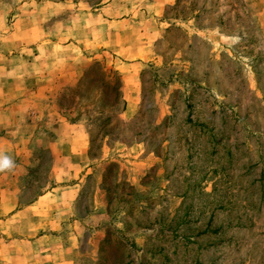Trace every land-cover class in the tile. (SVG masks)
Returning a JSON list of instances; mask_svg holds the SVG:
<instances>
[{"label":"rangeland","instance_id":"rangeland-1","mask_svg":"<svg viewBox=\"0 0 264 264\" xmlns=\"http://www.w3.org/2000/svg\"><path fill=\"white\" fill-rule=\"evenodd\" d=\"M0 160L6 213L74 185L39 204L69 211L73 264H264V22L243 0H0ZM31 212L0 264L34 254L10 248Z\"/></svg>","mask_w":264,"mask_h":264},{"label":"crops","instance_id":"crops-1","mask_svg":"<svg viewBox=\"0 0 264 264\" xmlns=\"http://www.w3.org/2000/svg\"><path fill=\"white\" fill-rule=\"evenodd\" d=\"M243 1L253 21L264 22V12L261 8L264 6L263 1ZM127 105H129V102L128 104H126V111ZM9 179L10 173L0 174V225L5 229L14 228L13 231H17V234H19L18 230L22 227L23 222L18 221L20 219L17 218H20L21 213H31L34 217V212L32 213L31 209L35 210L36 212L42 211L44 213V217L41 218L45 221L32 222L28 220V223L26 225L34 228V230H37L38 232L31 235H26L27 237H30L25 239L24 241L13 240L16 243H12L10 247L14 249L15 246H21L26 244L29 246H34L33 255H22L17 257L16 254L12 253L11 256H8V258L3 257L4 262L7 261L10 264H15L14 260L20 259L23 261V264H73L70 254L75 248L76 237L74 236L72 231L67 232L68 229H65V227H63L61 223V215H66L69 211L62 209H60V211H54L49 206L42 207L39 206V204L44 201L46 202V204H49L50 202H52L51 198L54 197L56 194H65L66 196H68V198L66 197V199L68 201H72L75 196L74 185L64 186L62 188H50L48 192H45L44 194L39 196L37 200L32 205L30 204V206H27L26 209L16 212L9 211L8 213H6V211H3V203H5L4 199L7 198L10 200L11 210H13L15 206V202L13 200L15 194L12 193L13 189H10V186L8 185ZM42 198H44L43 201H41ZM35 204L37 205L36 207L33 206ZM15 218L16 220H14ZM15 221H18V225L13 227ZM70 226L71 225H68V228H71Z\"/></svg>","mask_w":264,"mask_h":264},{"label":"trees","instance_id":"trees-1","mask_svg":"<svg viewBox=\"0 0 264 264\" xmlns=\"http://www.w3.org/2000/svg\"><path fill=\"white\" fill-rule=\"evenodd\" d=\"M102 75L104 74V73H101ZM119 83H117V85H116V88H117V90H119L118 88H119Z\"/></svg>","mask_w":264,"mask_h":264}]
</instances>
